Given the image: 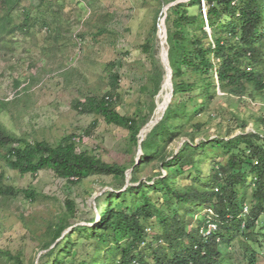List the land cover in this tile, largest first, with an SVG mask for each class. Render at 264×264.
<instances>
[{
    "label": "rangeland",
    "instance_id": "obj_1",
    "mask_svg": "<svg viewBox=\"0 0 264 264\" xmlns=\"http://www.w3.org/2000/svg\"><path fill=\"white\" fill-rule=\"evenodd\" d=\"M188 1L171 0L168 5H172L169 9L173 16L174 7ZM164 5L168 6L161 0H46L44 3L24 0L12 13L16 32L8 45H0V125L30 142L47 141L57 145L63 138L74 136L79 152H89L127 171L134 169L139 151L138 145L130 141V131L108 124L97 115L80 114L73 109V103L89 95L107 94L110 90L108 64L115 62L121 76L115 107L122 116L138 121L146 118L149 123L160 104L165 106L169 102L170 106L171 81L170 94L162 92L166 73L158 38ZM2 11L0 4V13ZM197 11V7H189L191 15ZM166 12L168 16L170 12ZM26 14L30 15V20L24 26ZM160 23L161 28L165 24L167 35L166 21L162 19ZM144 46H150L148 53ZM166 48H169L168 43ZM161 74L164 75L159 86L156 78ZM216 92L204 111L200 110L202 96L198 90L180 94L172 101L186 103L191 118L184 116L180 121L170 122L178 131L177 138L162 147L159 159H145L142 163L141 156L138 180L130 181L129 187L140 183L152 185L161 175L165 176L167 170L163 169V161L171 160L185 143L194 141L197 146L213 139L229 140L243 134L264 138V93L251 88L238 94L223 93L219 88ZM149 129L146 128L143 135L153 128ZM229 158L225 149L208 144L197 152L194 168L186 167L184 173L175 168L181 174L177 185L203 187L214 170L226 165ZM252 162L255 160H247V163ZM245 170H249L248 166ZM0 183L17 189L33 188L39 194L35 202L24 195L0 196V250L20 256L24 264H48L60 254L62 243L74 228L96 225L108 192L121 193L126 188V179L112 175H91L77 185L55 177L50 170L36 176L22 175L1 160ZM251 194L252 189L247 187L241 196L249 207L253 204ZM160 196L157 194L153 198L157 200ZM68 200L75 203L76 218L68 216ZM115 204L118 211L130 210L133 200L128 197L125 202L120 200ZM140 205L138 202L137 206ZM184 208H181V215L188 230L200 225L208 214V209L203 207ZM163 209L168 211L165 206ZM61 219H66L70 228L54 241L51 230ZM146 225L153 227L154 233L149 239L152 245H157L156 236L161 233L159 222L153 219ZM72 239L75 245L72 255L66 258L67 263L94 258L95 241L79 234ZM261 241L256 249L264 253V240ZM127 242V238L121 239V244ZM110 246L113 257L119 260L121 256L115 251L113 242ZM221 249L231 253L235 264L252 261L239 238L230 247L221 246ZM150 250L151 246L145 254L148 260L152 259V255L149 258ZM262 253L256 264H264ZM0 264L16 263L0 254Z\"/></svg>",
    "mask_w": 264,
    "mask_h": 264
},
{
    "label": "trees",
    "instance_id": "obj_2",
    "mask_svg": "<svg viewBox=\"0 0 264 264\" xmlns=\"http://www.w3.org/2000/svg\"><path fill=\"white\" fill-rule=\"evenodd\" d=\"M24 0H0L3 11L0 13V45H8L9 39L17 30L13 26L12 13ZM46 0H42L44 3ZM166 5L171 0H161ZM205 3L208 26L206 24L202 0H189L174 7L166 19L169 61L173 74L174 97L200 91L204 111L219 88L223 93H245L251 88L264 93V0H203ZM189 7H197V14L191 15ZM30 15L26 14L24 26L28 25ZM150 46H144L149 52ZM110 90L103 96L89 95L73 103V109L80 114L102 117L106 123L125 127L130 131V141L138 145L139 134L148 119L138 121L122 116L115 107L121 76L116 63L108 64ZM161 74L156 78L159 86ZM191 101L193 98H190ZM187 104L172 103L166 114L142 144L145 159L157 160L163 146L172 143L178 135L177 129L170 125L182 117L191 118ZM256 141L263 142L261 144ZM225 149L230 158L226 165L214 170L211 179L203 186L190 184L177 185L179 174L186 167L194 168L195 156L207 145ZM244 145V147H242ZM255 162L247 163V160ZM0 160L22 174L37 175L50 170L55 177L72 185L79 184L91 175H112L126 179L127 169L117 164H109L89 152H79L74 136L63 138L57 145L47 141L30 142L28 139L9 133L0 125ZM248 166L249 170H245ZM167 174L154 180L153 184L140 183L125 191L108 192L100 220L93 227L74 228L61 245L60 254L48 264H235L230 252L221 246L230 247L240 239L244 252L252 256L250 264H256L262 252L264 240V138L256 134H243L233 139H213L197 146L185 143L171 160L163 161ZM140 166L135 165L131 183L138 178ZM152 182V180H148ZM252 189V205L245 204L244 191ZM161 195L155 200L154 195ZM20 195L35 202L39 194L33 188L17 189L0 183V196L16 198ZM169 199H166V197ZM130 197L133 200L130 210L116 209V202ZM141 202L140 206L137 203ZM167 208V212L163 207ZM203 207L211 209L216 215L218 229L208 238L201 234L206 216L202 223L192 230L186 227L181 208ZM68 216L76 218V206L71 200L66 202ZM248 209L247 213L244 212ZM185 210V208L183 209ZM157 219L161 233L156 236L157 245H152L146 222ZM260 226V227H259ZM260 230L257 231V228ZM70 228L66 219H61L54 227V241ZM97 244L94 258L90 261L76 260L70 263L66 258L72 255L74 235ZM127 238L126 244L121 239ZM154 239V237L152 236ZM153 241V240H152ZM110 242L120 253V259L113 257ZM143 243L145 246H143ZM151 246L148 260L145 254ZM58 247V246H57ZM140 252H143L142 254ZM0 254L16 264H24L20 256L9 251ZM264 255V253H262ZM241 264V263H240Z\"/></svg>",
    "mask_w": 264,
    "mask_h": 264
},
{
    "label": "water",
    "instance_id": "obj_3",
    "mask_svg": "<svg viewBox=\"0 0 264 264\" xmlns=\"http://www.w3.org/2000/svg\"><path fill=\"white\" fill-rule=\"evenodd\" d=\"M172 5H168V6H165L163 7V10H162V13H161V16L162 18L160 19V22L161 20H165L167 19V10H169V8L171 7ZM202 6H203V13H204V18H205V21H206V24L208 26V20H207V14H206V11H205V3L203 2L202 0ZM159 22L158 24V38L160 40V46H161V61H162V64H163V67H164V70H165V73H166V77L169 76V79L171 81V87H172V92H171V103L173 101V97H174V85H173V74H172V69H171V66H170V61H169V48L167 49L165 47V43L167 44V37H166V41H163L162 38L163 36L161 35L160 36V27H161V23ZM170 103V104H171ZM169 105L165 108L164 112H163V115L160 119H158L157 121H151L149 122L148 124H146V126L141 130L140 134H139V143H138V153H139V157H138V161L136 163V166L138 164H140V160H141V156L143 155V147H142V144L143 142L145 141L146 137H143V132L146 130V128H148L149 126H151V124H154V126H156L161 120H163L165 114H166V111L168 109ZM153 126V127H154ZM152 127V128H153ZM132 172H133V169L131 170H128L126 172V188L125 190L129 187L130 185V179H131V175H132Z\"/></svg>",
    "mask_w": 264,
    "mask_h": 264
},
{
    "label": "built area",
    "instance_id": "obj_4",
    "mask_svg": "<svg viewBox=\"0 0 264 264\" xmlns=\"http://www.w3.org/2000/svg\"><path fill=\"white\" fill-rule=\"evenodd\" d=\"M247 211L248 209L245 208L244 212L247 213ZM207 212L208 214L206 216L205 226L201 228V234L203 235L204 238L210 237L218 229L217 223L215 222V218H216L215 213L211 209H208ZM146 232L151 236L152 230L150 228H147ZM143 246H145L144 243H143Z\"/></svg>",
    "mask_w": 264,
    "mask_h": 264
},
{
    "label": "bare ground",
    "instance_id": "obj_5",
    "mask_svg": "<svg viewBox=\"0 0 264 264\" xmlns=\"http://www.w3.org/2000/svg\"><path fill=\"white\" fill-rule=\"evenodd\" d=\"M164 21V23H165V20H163ZM163 26V28H161L160 29V36L162 35L163 36V38H162V40L163 41H166V37H167V35H166V33H165V24H163L162 25ZM165 47H166V43H165ZM170 79H169V76H167L166 77V79H165V82H164V84H163V86H162V92L163 93H167V94H170ZM171 101V100H170ZM168 104H169V102L164 106V104L162 105V104H160L159 105V109H158V111H157V113H156V115H155V117H154V119H153V121H156L157 119H159L160 117H161V115L163 114V112H164V110H165V108L168 106ZM154 126V125H153ZM152 126V124H151V126H149L148 128H150L149 129V131L151 130V128L153 127ZM147 128V129H148ZM148 134V133H147ZM147 134L145 135H143V137H146L147 138Z\"/></svg>",
    "mask_w": 264,
    "mask_h": 264
}]
</instances>
